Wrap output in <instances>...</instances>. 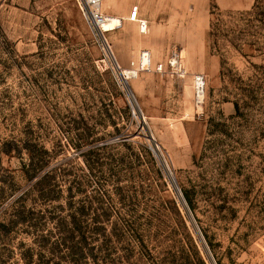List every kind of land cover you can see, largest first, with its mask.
<instances>
[{"label": "rangeland", "instance_id": "obj_1", "mask_svg": "<svg viewBox=\"0 0 264 264\" xmlns=\"http://www.w3.org/2000/svg\"><path fill=\"white\" fill-rule=\"evenodd\" d=\"M102 11L0 0V264H264V0Z\"/></svg>", "mask_w": 264, "mask_h": 264}, {"label": "built area", "instance_id": "obj_2", "mask_svg": "<svg viewBox=\"0 0 264 264\" xmlns=\"http://www.w3.org/2000/svg\"><path fill=\"white\" fill-rule=\"evenodd\" d=\"M105 0H80L82 12L88 25L91 29L98 33L103 38V44L110 50L109 44L105 39L104 33L118 29V23H116L115 17H110L102 11V6ZM131 20L139 23L141 33H146L148 30L147 22L138 18V10L134 8L131 12ZM121 22V21H120ZM120 24V23H119ZM121 26V25H120ZM168 72L177 78H185L188 73L184 66L181 53L174 51L167 64ZM156 71L163 73L164 66L162 64L157 65ZM194 97L196 107L202 106L205 93H206V78L203 75L195 74L192 76Z\"/></svg>", "mask_w": 264, "mask_h": 264}, {"label": "bare ground", "instance_id": "obj_3", "mask_svg": "<svg viewBox=\"0 0 264 264\" xmlns=\"http://www.w3.org/2000/svg\"><path fill=\"white\" fill-rule=\"evenodd\" d=\"M115 18H117V17H115ZM130 19H131V14H130ZM118 25H119L118 27H121L120 26L121 22H120L119 18H118ZM143 34H145V33H143ZM121 72H122L123 76L125 77V80L131 79V78H136V74H138L137 71H134V70H121Z\"/></svg>", "mask_w": 264, "mask_h": 264}, {"label": "crops", "instance_id": "obj_4", "mask_svg": "<svg viewBox=\"0 0 264 264\" xmlns=\"http://www.w3.org/2000/svg\"><path fill=\"white\" fill-rule=\"evenodd\" d=\"M202 60V59H201ZM203 64L197 66L194 70H191L192 73H202L204 70Z\"/></svg>", "mask_w": 264, "mask_h": 264}, {"label": "water", "instance_id": "obj_5", "mask_svg": "<svg viewBox=\"0 0 264 264\" xmlns=\"http://www.w3.org/2000/svg\"><path fill=\"white\" fill-rule=\"evenodd\" d=\"M171 179H172V181H173V184H174V186L177 188V186H176V183H175V179L171 176ZM185 203V202H184Z\"/></svg>", "mask_w": 264, "mask_h": 264}]
</instances>
